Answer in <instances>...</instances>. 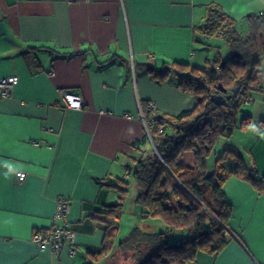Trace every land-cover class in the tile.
Returning a JSON list of instances; mask_svg holds the SVG:
<instances>
[{
  "label": "crops",
  "instance_id": "crops-1",
  "mask_svg": "<svg viewBox=\"0 0 264 264\" xmlns=\"http://www.w3.org/2000/svg\"><path fill=\"white\" fill-rule=\"evenodd\" d=\"M211 5L242 37L250 34L247 18L264 13V0H0V79L18 78L10 96L0 98V264L101 262L92 255L105 227L91 215L118 202L111 186L126 182L130 191L126 167L139 155L132 144L148 136L149 106L152 114L169 116L196 106L171 65L202 69L207 60L233 54L226 38L197 30ZM262 32L253 38L259 40L255 77L263 90L249 93L239 114L253 123L227 142L264 176ZM148 55L155 69L169 66V75L148 72ZM60 90L78 93L82 109L58 107ZM134 186L135 204L140 189ZM223 191L232 206L228 243L216 255L199 252L189 264H264V193L234 176ZM59 199L67 201L77 235L73 257L63 251L56 258L31 242L34 230L50 227ZM142 211L136 206L133 214L143 232L165 230ZM182 236L175 233L173 242Z\"/></svg>",
  "mask_w": 264,
  "mask_h": 264
},
{
  "label": "trees",
  "instance_id": "trees-1",
  "mask_svg": "<svg viewBox=\"0 0 264 264\" xmlns=\"http://www.w3.org/2000/svg\"><path fill=\"white\" fill-rule=\"evenodd\" d=\"M207 9L208 17L197 30L207 37L226 38L233 54L227 59L207 60L202 69L171 65L178 87L194 96L196 106L176 116L149 110L148 136L132 144L139 155L131 157L133 167H126L140 189L135 204L144 216L163 223L165 230L146 233L135 227L117 242L129 194V184L118 182L111 186L119 192L118 202L91 215L105 227L100 249L92 255L96 262L116 256L117 250L121 251L118 254L132 252L134 264H189L199 252L216 255L228 243L227 227L232 219V206L223 191L225 181L234 176L264 193V176L248 167L232 146L215 158L213 170L208 168L217 141L230 139L235 130L245 131L253 123L251 117L240 121L239 114L249 93L263 90L255 77L260 55L255 52L259 40L253 36L264 28V13L247 18L250 34L242 37L236 23L219 7ZM146 66L157 77L170 73L167 65L156 69ZM259 125L264 128V121ZM184 152H192L193 166L179 161ZM229 156L236 166L228 172L223 161ZM175 233L183 236L170 241Z\"/></svg>",
  "mask_w": 264,
  "mask_h": 264
},
{
  "label": "built area",
  "instance_id": "built-area-1",
  "mask_svg": "<svg viewBox=\"0 0 264 264\" xmlns=\"http://www.w3.org/2000/svg\"><path fill=\"white\" fill-rule=\"evenodd\" d=\"M261 15H263V12L259 13V16ZM155 61L156 59L153 55H148L147 64L154 66ZM49 75L51 76L52 73H49ZM17 82L18 78L16 76H9L0 79V98L7 99ZM58 98V107L71 110H80L83 107L82 97L72 90L58 91ZM149 109L154 110V106L150 105ZM148 125H150V120L148 121ZM25 177V173H17V178L20 182L24 181ZM67 215V201L59 199L50 227L34 230L31 236V242L41 251L47 250L56 258L60 257L63 251H67L69 256H75L77 253V235L68 221ZM227 233L230 235L229 230H227Z\"/></svg>",
  "mask_w": 264,
  "mask_h": 264
},
{
  "label": "rangeland",
  "instance_id": "rangeland-1",
  "mask_svg": "<svg viewBox=\"0 0 264 264\" xmlns=\"http://www.w3.org/2000/svg\"><path fill=\"white\" fill-rule=\"evenodd\" d=\"M198 46L202 49H205L204 51H206V48L202 47L201 45L198 44ZM229 55V53H228ZM224 56H226L225 52H224ZM239 130H236L235 133H238ZM234 140L237 139H233L231 140L232 144H235L233 142H235ZM226 148H231L227 142L226 138H220L215 147L214 150L212 152V155L209 158L208 161V168L209 170H213L214 167V162H215V158L217 156H219L220 154L223 153L224 149ZM179 161L184 163L187 166H193L194 160H193V155L192 152H184L180 158ZM224 166L228 169L231 168L233 165L236 164V161L234 158H232L231 156H229L226 160L223 161ZM130 191H129V195L127 196L125 205H124V209H123V215L121 218V222H120V229H119V233L117 236V242H119L120 240H122L123 238L127 237L130 234V230H132V228L134 227H140L141 224H139V221H136L133 211L136 208V206L138 207V205H135L134 202L132 201L134 198V192H135V180L132 176H130ZM136 199V198H135ZM155 231L158 232V229H155ZM170 241L174 240L173 235H171ZM131 246V245H129ZM122 250V249H121ZM120 250H117V252H115L114 255L116 256H112L111 258H107V260H102L100 263L101 264H134V260L131 259V254L132 252H124L122 254H118L120 253ZM99 263V264H100Z\"/></svg>",
  "mask_w": 264,
  "mask_h": 264
},
{
  "label": "water",
  "instance_id": "water-1",
  "mask_svg": "<svg viewBox=\"0 0 264 264\" xmlns=\"http://www.w3.org/2000/svg\"><path fill=\"white\" fill-rule=\"evenodd\" d=\"M247 52H248V50H247ZM150 142H151V144L153 145V143H152L151 139H150Z\"/></svg>",
  "mask_w": 264,
  "mask_h": 264
}]
</instances>
